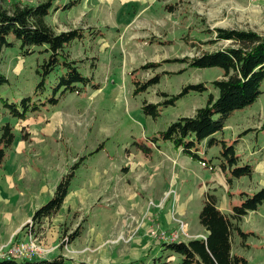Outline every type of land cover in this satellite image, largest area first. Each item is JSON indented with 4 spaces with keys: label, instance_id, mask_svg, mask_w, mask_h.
Instances as JSON below:
<instances>
[{
    "label": "rangeland",
    "instance_id": "rangeland-1",
    "mask_svg": "<svg viewBox=\"0 0 264 264\" xmlns=\"http://www.w3.org/2000/svg\"><path fill=\"white\" fill-rule=\"evenodd\" d=\"M40 1L26 0L22 4L36 5ZM170 5L174 10L169 12ZM59 12L58 16L47 17L56 31L88 26L104 33L96 38L76 40L68 49L72 58L85 60L80 63V70L94 76V83L101 88L99 91L89 87L91 92L85 94L68 93L57 107L43 108L41 115L29 113L25 124L32 140L26 143L29 146L24 153L26 157L29 155L32 168L27 166L30 172L22 183L31 180V184L24 185L28 191H25V199L18 192L16 196L2 193L0 210L3 213L6 210L9 220L15 223L22 215H32L35 208L54 194L62 175L70 171L79 157L86 155L60 211L39 226L33 221L36 245L29 251H33L30 259H52L63 254L73 262L87 264H178L180 254L164 249L161 246L164 241L157 231L176 232L178 220H182L189 233L199 232L202 226L198 215L207 192L215 194L221 205L229 195L221 187L217 191L205 187L202 194L201 191L196 193L211 176V172L196 161L195 168L186 170L192 175L191 183H196L194 188H181V201L189 203V212L180 214L176 211L174 197L180 190L179 183L174 181V189L160 199L158 185L152 183L160 170L149 163L148 167L153 170L149 168V172H145L141 164L145 161L144 153L134 142H146L147 137L166 129L179 117L193 115L206 104L208 92L191 91L173 105H161L157 118L143 112L144 100L163 102L166 99L163 92L169 96L178 94L188 83L203 82L211 86L212 81L222 77L223 71L217 66L199 68L181 61L164 64L156 71L143 69L136 72L141 81L157 71L175 73L162 75L158 84L136 95L130 72L148 61L157 63L193 57L204 51L229 47L230 41H210L215 38L214 27L246 28L264 34V0H82L80 5ZM151 37L160 40L149 43ZM192 42L199 46L194 47ZM34 49L35 52L24 55L20 43L16 42L13 47L5 48L0 57V75L9 79L0 84V123L11 121L17 134L12 155L19 152L22 144L20 129L24 121L10 116L3 101L18 103L22 97L33 93L40 80L37 69L47 56L40 52V47ZM59 69L57 67L47 79L44 92L47 96L53 95L51 88L57 74L63 72ZM209 91L217 92L212 86ZM263 122L264 82L258 101L229 119L224 139L230 142L245 129H260ZM255 129L242 137L239 153L243 154L254 143L255 153L251 156L247 151L246 154L249 153L250 161L259 162L258 165L255 162L253 175L235 181L237 192H254L264 187V130ZM146 143L153 147V142ZM163 143L167 142H157L158 145ZM100 146H103L102 151H96ZM210 148L208 157L219 153L218 146L208 150ZM4 163L0 169V188L8 192L5 191L6 175L15 168H11L9 158ZM33 165L36 168L33 169ZM22 206L25 209L21 212ZM29 219L32 220V216ZM79 224L85 228L83 235L60 247ZM241 228L253 230L256 235L248 238L251 244L248 249L235 235V248L252 264H264V204L258 211L248 213ZM0 230H5L3 221H0ZM23 233L24 237L19 240L27 241L26 231ZM13 241L3 244L0 250Z\"/></svg>",
    "mask_w": 264,
    "mask_h": 264
},
{
    "label": "trees",
    "instance_id": "trees-1",
    "mask_svg": "<svg viewBox=\"0 0 264 264\" xmlns=\"http://www.w3.org/2000/svg\"><path fill=\"white\" fill-rule=\"evenodd\" d=\"M62 1V2H61ZM81 0H43L36 5L22 4L17 0L7 3L0 0V57L7 47H13L16 42L20 43V48L24 55L35 52V47H40V52L47 54L37 69L40 80L37 82L33 93L22 97L20 102H10L4 99V106L13 118L25 120L29 113H37L43 108L55 107L60 100L68 93L75 92L83 94L92 87L99 90L101 85L94 83V76L86 75L80 70V63L85 60H77L71 57L69 52L70 45L76 41H83L86 37L96 38L104 35L101 30L91 27H72L69 30L56 31L48 21V16L61 10H69L80 4ZM167 9L174 10L170 5ZM211 30V29H209ZM215 38L212 43L217 41L232 42L229 47L217 49L212 52L204 51L200 55L193 57L166 59L164 62L154 63L148 61L140 68L133 69L130 73L133 75L134 94H139L148 90L150 86L158 84L162 75L172 74L163 70L148 78L147 80H138L136 72L140 70H154L164 64L181 61L188 63L192 67H220L223 71L221 78H216L211 82V86L217 92H210L211 86L205 83H188L183 86L181 92L169 96L168 93H162L166 99L163 102L153 103L144 100L143 112L147 115L157 118L160 113L161 105H173L177 99L182 98L191 91L204 93L208 92L206 104L195 110L193 115L182 116L174 120L166 129L159 133L147 137L146 142L156 144L159 140H164L180 148L186 156L197 161L210 171H216L218 168L224 172L227 183L232 185V181L237 178L253 175L255 163L247 160L243 162L238 153V142L250 130L248 128L238 134L231 141H227L217 134L223 132L227 122L231 117L241 110L253 105L258 101L262 93V83L264 82V34L256 32L253 29L239 28H221L214 27L212 30ZM159 38H149V43L159 42ZM169 43V41H160ZM198 47L196 43H191ZM96 66V64H95ZM63 69L61 74H57L54 81L52 96L44 93L48 85L49 75L57 68ZM180 72V71H179ZM9 79L0 75V84L8 82ZM53 84V83H52ZM264 130V122L260 129ZM22 134L25 139H29L26 132V126L22 127ZM16 134L11 122L0 123V168L7 155L9 148L15 140ZM146 142L134 143L147 156L151 155L153 147ZM218 146L219 153L214 157H208L209 147ZM204 148V152L202 149ZM103 146L96 151H102ZM95 151L89 153L90 155ZM87 156L79 157L73 164L70 171L63 175L59 181L55 194L38 208L32 216L36 226L46 222L57 214L64 206V202L70 194V188L76 177L77 170L84 163ZM240 202L234 203L228 214L218 208V198L210 191L207 192L204 199V206L199 213L200 225L207 230L205 238L197 237L189 241L176 240L174 242H162L164 249H169L181 256L178 264H252L244 255L233 252V238L239 237V243L248 249L251 244L248 243L250 236L256 235L253 230H244L241 228V222L248 216L249 212H255L264 204V187L260 190L249 192L241 191ZM29 224L23 226L26 229ZM33 229H35V227ZM83 224H79L75 230L63 240L60 247L65 244L73 243L76 238L83 235ZM18 239V238H17ZM16 239V240H17ZM264 246V244H263ZM0 264H87L73 262L59 254L52 259H33L24 260L13 257H0ZM92 264V263H90Z\"/></svg>",
    "mask_w": 264,
    "mask_h": 264
},
{
    "label": "crops",
    "instance_id": "crops-1",
    "mask_svg": "<svg viewBox=\"0 0 264 264\" xmlns=\"http://www.w3.org/2000/svg\"><path fill=\"white\" fill-rule=\"evenodd\" d=\"M65 1H68V0H64V2ZM81 1H80V4H81ZM60 10L61 9L57 10L54 13V15L56 14V16H58V14L60 13L59 12ZM61 11H65V10H61ZM85 11L86 10H84L82 13H85ZM81 16H83V14H81ZM56 19L59 20V18H56ZM49 23H50V21H49ZM65 24H67V23H65ZM80 27H82V26H80ZM70 28H72V27H70ZM63 30H65V29H62L61 31H63ZM66 30H69V29H66ZM87 89L88 90L86 92L90 93L91 89L89 87H87ZM99 91H100V89H99ZM71 93H73V92H71ZM85 93H83V94H85ZM66 96H67V94L64 97H66ZM55 107H57V106H55ZM55 107H53V108H55ZM50 108H52V107H49L47 109H50ZM42 111L43 110H41V111H39L37 113L40 114ZM37 113H35V114H37ZM25 120H23L24 122L22 124H23V126H26V132H27V127L28 126L25 124L26 123ZM20 132H21V134L23 133L22 132V128L20 129ZM224 132H225V130L223 132H221V133H218L217 136L224 138L225 137V135L223 134ZM242 139L243 138L240 139V141L238 142L239 144L237 145L238 153L240 152L239 147L241 145ZM16 140H17V134H16V137H15V140H14L12 146L9 148V150L7 152L5 160L3 161V165L1 166V168L4 167V165H5L4 162L6 161L7 158H9V162L11 163L10 166H11V168L14 167L15 171H12V172L10 171L6 175L7 176L6 177L7 181H6V190L5 191H8V192H4V190L0 188V196H2V193H5V194L6 193L7 194L10 193V194H13V195L16 196V192H18V194L23 196L22 198L25 199V197L27 196V192L28 191L24 188V185L29 186L31 184V180L28 183H24V184L22 183V181L27 177V173L30 172L29 170H27V166L31 167L32 163H30L28 158H27V157H29V155L27 154V157H26V154L24 152L26 150H28V148H26V147L29 146V144H26V143H29L32 140V137L29 134V139H25L23 137V134H22V136H21V141H22L21 143L22 144L20 143L21 145L18 147L19 152H16V154L12 155L11 152L14 150L13 148H14V146L16 144ZM152 145L155 148H153L151 150V155L150 156H147L144 152H143L144 154L141 152L144 155V157H145V161L141 162L142 167L144 168L145 172L146 171L149 172V168H150V167H148L149 163H151L153 165H156L154 167H156L157 171H158V168H159V170H160V173H159L160 174V178H159V174L156 173V176L154 175L155 177L153 178V182L152 183L154 185H158V188H159V192L158 193H159L160 199H162L164 196L167 195V193H169L171 190L174 189V187H172V186H174V181H175V183H179L178 187L180 188V190L176 191L175 195H174V197H176V202H177L176 203V211L179 212L182 215H185L187 213V211H188L189 203H187V202L185 203V202L181 201V188L187 187V186L188 187H190V186L193 187V184L194 185L196 184L195 182L191 183L190 177L192 175H191V173H187L186 172V170L187 169L189 170L190 167L193 166L195 168L197 166V164H195L196 161L191 159L189 156H186L185 154H183V152H182V150L180 148H177L175 145H172L170 142L159 144V145L156 143V144H152ZM254 146H255V144L252 143V145L250 144V147H247V149L245 150V152L243 154L239 153L241 155L242 159H243V162H246L247 160H250V158L247 157L249 153H251V156L255 153V151L253 149ZM210 150H211V148L207 151V156H209V151ZM247 151L249 152L248 154H246ZM251 162H253V161H251ZM255 162H253V163H255ZM258 162H256V164ZM257 165H256V167H257ZM34 167L36 168L35 165H33V169H34ZM150 169L153 170V168H150ZM208 171H210V170L208 169ZM210 172H211V176L209 177L210 179L205 181V183H202L203 186L202 187L200 186V188H198L196 190V193L199 194V192L201 191V194H202V190H204L205 187H208L210 190L216 189V191L218 190L219 187H221L229 195V199H227V201L224 200L223 205H221L220 202H218V208H220L222 212L228 214L230 212V210L232 209L231 205L233 203H239L240 202L239 201L240 200V195H239L240 192H237L235 190V188H234L235 187L234 186L235 181L238 180V178L233 180V184H232L233 187H231V186L228 185L227 178H226L224 172H222L220 170V168H218L216 171H210ZM66 173L67 172H65L64 174H66ZM63 175H62V177H63ZM62 177L60 178V180L62 179ZM12 191H14V192H12ZM25 191H27V192H25ZM54 194H55V192H54ZM170 199L171 198H169V200ZM21 201H22V199H21ZM2 202L3 201H1V197H0V204H2ZM15 207L18 209V205L15 206ZM40 207H38V208H40ZM38 208H35V210L33 211L32 215H29V213H28L26 215L20 216V219H19V221L17 223H15L14 221H10L9 220V218L7 216V213H6V210H4V213H3V210L2 211L0 210V221H3L4 224H5V230H0V247L3 246V244L9 243L11 240L16 241L17 238L19 239L21 237H24V233H23L22 228L26 224V222H28V219L31 218V216H33V214L35 213V211ZM24 209H25L24 206H22L21 212ZM168 220L172 221L171 218H168ZM172 228H174L173 225H172ZM168 230H171V228L168 229ZM187 234L188 235L183 234L182 237H181V240L187 242V241L191 240L192 238L205 236L207 234V230H205L202 227L199 232H194V233L190 232L189 233L187 231ZM234 241H235V237L233 238V244H234ZM238 241H239V239H238ZM236 244H238V243L236 242ZM234 251H237V252L239 251L238 249L235 248V244L233 245V252ZM173 258H174V256H173Z\"/></svg>",
    "mask_w": 264,
    "mask_h": 264
},
{
    "label": "built area",
    "instance_id": "built-area-1",
    "mask_svg": "<svg viewBox=\"0 0 264 264\" xmlns=\"http://www.w3.org/2000/svg\"><path fill=\"white\" fill-rule=\"evenodd\" d=\"M8 4L11 3L12 0H5ZM21 3L25 2L26 0H17ZM179 222V228L176 230V232L169 233L166 230L162 231H157L160 235V239L166 242H174L176 240H181V237L183 234L188 235L186 228H185V223L182 220H178ZM28 227L24 229L26 231V237L28 238L27 241H20L19 239L17 241H13L10 246L7 248L0 250V257L8 256V257H13L16 259H24V260H32L30 259L32 255H30L29 252L34 248L36 245V240L34 239V235H32V225H33V220L29 219L28 220ZM26 225V224H25ZM201 238H205V236H200ZM20 241V242H19Z\"/></svg>",
    "mask_w": 264,
    "mask_h": 264
}]
</instances>
